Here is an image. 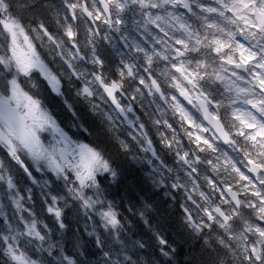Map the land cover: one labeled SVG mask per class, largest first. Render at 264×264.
Wrapping results in <instances>:
<instances>
[{"label": "clouds", "instance_id": "clouds-1", "mask_svg": "<svg viewBox=\"0 0 264 264\" xmlns=\"http://www.w3.org/2000/svg\"><path fill=\"white\" fill-rule=\"evenodd\" d=\"M0 264H264V0H0Z\"/></svg>", "mask_w": 264, "mask_h": 264}]
</instances>
